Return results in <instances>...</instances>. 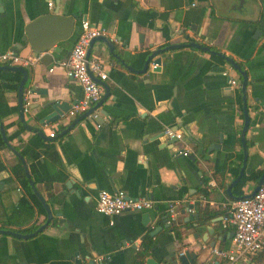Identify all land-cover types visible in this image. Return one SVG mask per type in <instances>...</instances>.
Wrapping results in <instances>:
<instances>
[{
    "label": "crops",
    "instance_id": "obj_1",
    "mask_svg": "<svg viewBox=\"0 0 264 264\" xmlns=\"http://www.w3.org/2000/svg\"><path fill=\"white\" fill-rule=\"evenodd\" d=\"M149 9L166 16L149 24L142 12ZM51 11L73 14V26L64 39H55L62 28L56 22L41 28L43 44L54 40L37 52L48 56L23 66L21 96L29 100L23 120L17 105L21 72L0 70L3 134L25 161L51 217L29 237L0 233V264H88L96 257L105 264H182L178 256L183 251L191 253L187 264L211 258L222 264V258L209 252L211 246L230 244L231 230L221 227L220 214L231 198L252 190L261 173L255 178L250 174L264 168V0H0V51L19 43L18 54H34L20 40L24 25ZM81 18L103 27L101 35L110 44L95 39L88 48V57L97 58L106 72L102 81L107 95L70 128L66 126L79 113L66 110L44 123L43 116L54 112L50 102L65 101L69 109L82 96L76 80L55 65L67 55ZM162 22L168 26L167 38ZM187 38L231 57L245 71V162L230 194L226 186L237 173L229 166L240 153L239 170L243 157L239 72L225 59H214V52L189 45L152 55L143 72L128 67L141 68L153 50ZM224 67H229L235 85L221 75ZM165 127L180 130L182 137L163 139ZM0 139V222L6 219L0 227H31L18 231L28 232L44 221L45 209L35 195L38 203L29 198L13 174L17 163L23 171L21 161L1 134ZM181 147L187 154L176 152ZM100 188H121L154 204L147 210L101 214L94 209ZM22 196L30 211L21 204ZM169 201L175 214L166 223ZM156 225L161 227L150 234ZM144 236L150 242L137 257ZM240 264H264V243Z\"/></svg>",
    "mask_w": 264,
    "mask_h": 264
},
{
    "label": "built area",
    "instance_id": "obj_2",
    "mask_svg": "<svg viewBox=\"0 0 264 264\" xmlns=\"http://www.w3.org/2000/svg\"><path fill=\"white\" fill-rule=\"evenodd\" d=\"M47 4L50 6L51 2ZM80 30L76 35L67 55L60 59L55 65L60 66L65 75L76 80L80 85L82 96L74 102L67 113L75 115L84 111L89 105L99 99L102 92V85L94 77L103 80L106 72L102 63L95 57H86V49L91 38L104 33V28L91 24L87 19L79 21ZM41 53L20 55L12 49L0 51V63L17 64L25 66L39 60ZM155 65V63H152ZM52 66L49 67V70ZM229 85H235L236 79L229 73V67L220 71ZM22 110H26L29 100L26 96L21 97ZM163 133L173 139H180L182 132L170 127L163 128ZM50 132L49 135H52ZM176 152L187 154V148H178ZM154 201L145 196H129L121 188L107 190L100 188L96 191L94 198V209L108 216L118 214L122 211L147 210L153 207ZM166 223H169L175 214V204L169 201L166 205ZM112 220L109 219V223ZM221 227L231 230L230 244L228 247L211 246L210 254L222 258V264H240L247 261L257 253L264 243V182L259 184L250 195H241L229 200L220 214ZM180 253V252H179ZM94 260L101 261V257ZM213 258L201 262V264H214Z\"/></svg>",
    "mask_w": 264,
    "mask_h": 264
},
{
    "label": "water",
    "instance_id": "obj_3",
    "mask_svg": "<svg viewBox=\"0 0 264 264\" xmlns=\"http://www.w3.org/2000/svg\"><path fill=\"white\" fill-rule=\"evenodd\" d=\"M73 20H74V15L73 14H61V13H57L56 11H51V12H47L44 14H40L34 18H32L29 22H27L24 25V29H23V33L20 36V40L25 42L27 41V43L29 44V47L31 48V50L34 53H37L39 51H44L46 50L52 43V41L54 40H49L50 42H48L47 44H43V33L42 31V27L44 25H47L49 23L52 22H56L58 25H60L62 28L60 30V34L58 37H56L55 39H64L65 37L68 36V34L71 32V28L73 26ZM95 39H102L107 43V39L102 36V35H97L93 38H91L89 45L91 44V42H93V40ZM108 46L110 45L109 43H107ZM89 45L86 49V53L85 56H88V48ZM195 46L197 48H201L202 50L205 51H209V52H214L218 55H220L221 57H223L233 68H235L240 76H241V80H240V92H241V99H242V116H243V122H242V126L240 129V142H241V146L243 149V157H242V163L241 166L239 167V170L237 172V174L234 176V178L227 184L226 186V191L227 193H229V187L231 184H233L235 181L238 180L240 174L243 171V166H244V162H245V146H244V140H243V134L244 131L247 127V121H248V116H247V111H246V105H245V84H246V75H245V71L243 69L240 68V66L237 64V62H235L231 57L226 56L224 54H222L219 51H215L210 49L208 46L206 45H201L200 43L194 41V40H189L187 42H183V43H170L167 45H164L162 47H159L155 50H153V52H151L150 54H148L146 56V58L143 61L142 67L141 68H132L130 66H128L130 69H133L135 71L138 72H143L146 70L147 65H148V61L151 58L152 55L163 51L165 49H169V48H174V47H178V46ZM17 47H19V43L17 45H15V47H13V51L16 52ZM48 56V54H43L41 57H45ZM41 58V59H42ZM157 61L158 58H155ZM1 69H9V70H18L21 72V77L18 81L17 84V105H18V115H19V119L23 120V112H22V102H21V93H22V87H23V83L24 80L26 78V70L23 66L21 65H17V64H12V65H8V64H0V70ZM94 79L102 84L104 86V92L103 94L99 97V99L97 101H95L91 106H89L88 108H86L84 111L80 112L79 114H77L75 116V118H73L70 123L68 124V126H66L67 128H70L75 122H77L80 119L86 118L88 117V115L90 113H92L94 111V109L97 107V105H99L101 103V101L103 100V98L106 97L107 95V89L106 86L104 85L103 81L101 79H98L96 77H94ZM49 105L52 106V109L54 110V112L48 114L47 116H43L42 120L43 122H48V121H53L54 119H57L59 117V115L63 112L68 110V104H65V101L61 102V103H56V102H50ZM102 112V111H101ZM103 113V112H102ZM24 126L26 128H31V126H29L28 124H24ZM34 130H36L38 132V134H42L41 130H37V128H34ZM63 131V130H62ZM0 134L1 137L3 139V141L5 142V144L7 145V147H9L20 159L22 167H23V171L25 174V177L27 179L28 184L30 185L32 192L34 193V195L37 197V199L40 201V203L42 204L43 208L45 209V219L42 223H40L39 225H37L35 228H33L31 231L28 232H18L15 230H11V229H6V228H0V233H7V234H11L13 236H17V237H29L33 234H35L36 232L40 231L50 220L51 217V211L49 209L48 204L45 202V200L43 199V197L41 196V194L38 192L37 188L34 185L33 180L30 178L28 170H27V166L25 164V161L23 160V158L21 157V155L19 154V152H17L11 145H9V143L7 142L4 134H3V127L2 124L0 122ZM163 139H169V140H173V138H169L167 137L165 134L163 135ZM264 179V170L261 172V174L259 175L255 185L253 186L252 190L249 193H245L243 195H250L252 194L255 189L257 188V186L259 184H261L263 182ZM230 194V193H229ZM143 217L146 218L147 221V213L143 214ZM164 219V218H163ZM161 226L160 225H156L154 227H152L149 230V233H153L155 232L157 229H159ZM210 231V228H207ZM191 253L189 254L187 251H183V253L179 254L178 259L180 260V262L182 264H187V261L189 260ZM193 255V254H192ZM98 264H105L102 260L101 261H97ZM88 264H96L95 260H89Z\"/></svg>",
    "mask_w": 264,
    "mask_h": 264
},
{
    "label": "trees",
    "instance_id": "obj_4",
    "mask_svg": "<svg viewBox=\"0 0 264 264\" xmlns=\"http://www.w3.org/2000/svg\"><path fill=\"white\" fill-rule=\"evenodd\" d=\"M142 12L144 13V14H146V16L148 17V19H149V24H152V22H153V19L155 18V17H162V18H165V12H158V11H156V10H154V9H149V10H142ZM160 29H161V32H162V34H163V36L165 37V38H167L168 37V35H169V32H168V26H167V24H166V22H162V24L160 25ZM187 40L189 41V40H191V38H187ZM143 55V53L142 54H139V56L141 57ZM211 56L214 58V59H216L217 61H220V62H223L224 61V58L223 57H221V56H219L218 54H215V53H213V54H211ZM3 143H2V140L0 139V145H2ZM195 145H196V142H195ZM239 159H240V153L239 154H237L236 155V158H235V163H234V165L233 166H229V170L235 175L236 173H237V170H238V165H239ZM12 172H13V174L15 175V177L19 180V182L21 183V185L23 186V188L25 189V191H26V193L28 194V196H29V198L30 199H32L34 202H36V203H38V200L36 199V197L34 196V194L32 193V191H31V189H30V186L28 185V183H27V180H26V178H25V176H24V174H23V171H22V168H21V166L19 165V163H17V165L16 166H13L12 168ZM263 169L264 168H261V169H256V170H254L250 175L252 176V177H257L262 171H263ZM244 178V176H242L241 178H240V180L237 182V184L238 183H240L241 182V180ZM239 195L238 196H241V195H243L241 192H239L238 193ZM237 196V197H238ZM236 198V196H234L233 198H231L230 200H232V199H235ZM21 204H23V205H25L28 209H29V211H30V206L27 204V200H26V198L24 197V196H22L21 197ZM5 221H6V219H4V220H1V224H0V226L2 227L3 225H5ZM0 227V228H1ZM32 227H34V226H32ZM29 228H31V227H28V228H21V229H18V231H26V230H29ZM175 235H177L176 234V232H175ZM149 242H150V239H149V237H147V236H144L141 240H140V243H139V249H138V251H137V257H141L143 254H144V252H145V249H147V247H148V245H149ZM139 259L140 258H137L136 260H137V262L139 261ZM104 259L102 258V261H103Z\"/></svg>",
    "mask_w": 264,
    "mask_h": 264
}]
</instances>
